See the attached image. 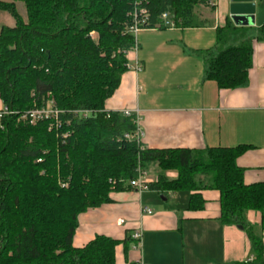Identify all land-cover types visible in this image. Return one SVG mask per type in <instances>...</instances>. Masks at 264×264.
<instances>
[{
	"label": "trees",
	"instance_id": "16d2710c",
	"mask_svg": "<svg viewBox=\"0 0 264 264\" xmlns=\"http://www.w3.org/2000/svg\"><path fill=\"white\" fill-rule=\"evenodd\" d=\"M19 1L25 19L13 1H0L15 21L0 29V100L16 112L0 119V264H116V239L96 235L73 245L78 216L109 202L112 191L130 189L129 181L150 166L157 171L148 187L191 192L188 210L203 208L201 191H218L220 221L244 226L256 253V262L234 264H258L262 242L245 212H260L264 229V182L245 183L237 164L249 147L147 148L124 137L136 129L133 116L104 108L135 48L128 31L133 9L148 10V28H166L164 12L175 27H192L195 9L212 0ZM246 31L229 23L217 28L205 77L219 89L246 81L252 55ZM229 37L233 42L226 44ZM49 103L58 128L53 116L33 124L19 120ZM78 110L92 114L80 118Z\"/></svg>",
	"mask_w": 264,
	"mask_h": 264
},
{
	"label": "crops",
	"instance_id": "0c3cea01",
	"mask_svg": "<svg viewBox=\"0 0 264 264\" xmlns=\"http://www.w3.org/2000/svg\"><path fill=\"white\" fill-rule=\"evenodd\" d=\"M14 3L20 6L18 13L25 19L23 5L17 0ZM229 4V0H212L207 6L197 7L196 26L141 29L135 48L127 53L129 68L104 108L130 111L142 133L140 141L147 148L246 145L248 150L237 158L238 166L244 169V182H264V0H254L253 25L241 26L252 38L245 83L219 89L215 81L205 77L208 52L217 47V28L228 23L235 26L230 20ZM3 18L6 16L0 15V29L14 25L13 17ZM231 42L229 37L226 44ZM3 105L0 100V108ZM167 176L175 178L176 172L169 171ZM143 180L150 182L155 176ZM190 193L161 194L149 187L141 191L114 190L109 202L78 216L72 243L82 247L96 235L116 239V264L256 262L244 226L220 221L219 192L201 191L204 206L195 211L187 208ZM144 206L151 209L150 214L142 212ZM245 222L261 238L258 264H264L260 212L247 210ZM135 231L140 232L138 242L131 239Z\"/></svg>",
	"mask_w": 264,
	"mask_h": 264
},
{
	"label": "built area",
	"instance_id": "2783aa9c",
	"mask_svg": "<svg viewBox=\"0 0 264 264\" xmlns=\"http://www.w3.org/2000/svg\"><path fill=\"white\" fill-rule=\"evenodd\" d=\"M131 18H132V23L130 24L128 31L130 33H132L133 36L136 38L137 33L141 29L149 27L148 26L149 12L144 7H140V8L135 7V9H133V12L131 14ZM160 19L162 21V24L166 28H174L175 27L171 17L166 12L161 14ZM92 34H93V32H91L90 35L92 36ZM50 105H52V104L49 103L46 107L30 109V110L22 113L19 117V120L27 121L29 124H33L37 120L53 116L54 119L56 120L54 123L55 124L54 126L56 128H58V126H59V122L57 121L58 112L56 110L52 109V107ZM14 113H16V112L10 110L6 105H3L0 108V119L6 115H11ZM76 114H78V116L80 118H86V117H89L92 113L90 110H78V111H76ZM123 114L125 116H132L131 112L128 110H125L123 112ZM134 121L136 124V129H135L134 133L133 134H125L124 137L128 140H135V141L139 142L141 139L142 133L138 128L137 121L135 118H134ZM51 127H49V129ZM62 136L65 138V137H67V134L65 133ZM38 161H40V159H38ZM144 175H145V172H140L136 179L130 180L129 181L130 187L133 189H136L137 191L148 189V182L146 180H143ZM141 210L143 213H146V214L151 213V209H149L146 206L142 207ZM121 222H122V220H121ZM131 239L138 242L140 239V232L135 231V233H133V235H131ZM250 261H251V259H247L245 261V263L250 262Z\"/></svg>",
	"mask_w": 264,
	"mask_h": 264
},
{
	"label": "water",
	"instance_id": "95a60500",
	"mask_svg": "<svg viewBox=\"0 0 264 264\" xmlns=\"http://www.w3.org/2000/svg\"><path fill=\"white\" fill-rule=\"evenodd\" d=\"M229 16L231 22L238 27L251 26L254 23V0H229ZM242 228L241 225H238Z\"/></svg>",
	"mask_w": 264,
	"mask_h": 264
},
{
	"label": "rangeland",
	"instance_id": "374dc122",
	"mask_svg": "<svg viewBox=\"0 0 264 264\" xmlns=\"http://www.w3.org/2000/svg\"><path fill=\"white\" fill-rule=\"evenodd\" d=\"M14 1H16V0H14ZM13 1V2H14ZM17 1H19V0H17ZM20 5L22 6L23 5V3L20 1ZM16 7V9H17V11H18V9L20 10L21 8H20V6H18V5H16L15 6ZM0 15H4V16H6V18H7V15H8V17H9V20H12V16L8 13V12H6V11H4V12H0ZM6 18H3V20H5ZM8 19V18H7ZM92 37H93V39L96 41L97 39H98V35H97V33H93L92 34ZM134 39H135V37H134ZM156 171H157V168L155 167V166H150V167H148V171L145 173V175H144V179H150V178H153L154 176H155V174H156Z\"/></svg>",
	"mask_w": 264,
	"mask_h": 264
}]
</instances>
